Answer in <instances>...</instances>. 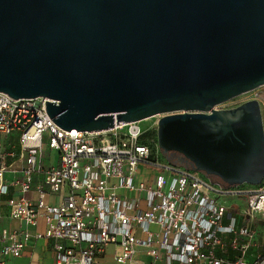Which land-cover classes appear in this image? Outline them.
Wrapping results in <instances>:
<instances>
[{"label": "water", "instance_id": "water-1", "mask_svg": "<svg viewBox=\"0 0 264 264\" xmlns=\"http://www.w3.org/2000/svg\"><path fill=\"white\" fill-rule=\"evenodd\" d=\"M261 86L264 0H0V92L68 131L161 115V154L221 189L264 178L258 101L217 108Z\"/></svg>", "mask_w": 264, "mask_h": 264}, {"label": "built area", "instance_id": "built-area-1", "mask_svg": "<svg viewBox=\"0 0 264 264\" xmlns=\"http://www.w3.org/2000/svg\"><path fill=\"white\" fill-rule=\"evenodd\" d=\"M256 89L243 102L256 99L263 122ZM45 101L52 100L0 92V135L17 136L23 163L9 215L25 225L0 229V264L19 257L31 237L50 243L51 264H264L254 228L264 219V178L221 189L204 173L168 162L141 120L68 131L52 121ZM47 150L57 154L55 164L44 165ZM4 171L1 165L0 194ZM46 194L59 200L46 203ZM39 219L43 229L31 231ZM109 246L120 252L108 254V263Z\"/></svg>", "mask_w": 264, "mask_h": 264}, {"label": "crops", "instance_id": "crops-1", "mask_svg": "<svg viewBox=\"0 0 264 264\" xmlns=\"http://www.w3.org/2000/svg\"><path fill=\"white\" fill-rule=\"evenodd\" d=\"M48 153V150L43 153L44 165L55 164L57 162V154L55 153L49 156ZM19 154L20 146L17 136L11 135L5 137L0 135V166H5L3 183L6 185L5 191L0 194V229L25 227L23 222L10 217V209L7 204V200L10 197L20 194L19 184L15 183V181L19 180L22 176L21 167L23 163L18 160ZM26 196L34 199L36 193L33 191L27 192ZM44 200L46 203L53 204L59 200V196L46 194ZM42 229V219H39V224L36 228H30L31 231ZM108 258L109 255L107 254L104 259L108 260ZM52 260L53 252L50 243L44 239H35L31 237L22 250L21 255L16 258L8 259L7 264H51Z\"/></svg>", "mask_w": 264, "mask_h": 264}, {"label": "rangeland", "instance_id": "rangeland-1", "mask_svg": "<svg viewBox=\"0 0 264 264\" xmlns=\"http://www.w3.org/2000/svg\"><path fill=\"white\" fill-rule=\"evenodd\" d=\"M256 92L259 93V97L261 98V100H264V86L257 88ZM252 96H254L253 92L252 93L251 92L245 93L243 95L241 94L235 98H232L226 102L221 103L220 105H218V108L225 109V108H231V107L237 106L240 103H242L244 99H246L248 97H252ZM160 116L161 115H154V116L148 117V118L140 121V126L142 128H147V127L149 128V133H150L152 138L156 137L157 120L159 119ZM263 122H264V107H263ZM52 154H55V152L49 151L48 155L51 156ZM116 194L119 196H123L124 190L117 189ZM254 228L256 230V234H255L256 235L255 236L256 241H255V243L259 245L264 241V219L263 218L262 219L256 218L254 220ZM115 250L117 253L120 252V249H116L112 246H109L106 250V254H110L111 252H113ZM251 250H253V249H251ZM42 257H43V254H42ZM137 258L142 260V261H145V262H148L150 260V258L146 255H140V256H137ZM108 263H109V258H108Z\"/></svg>", "mask_w": 264, "mask_h": 264}, {"label": "flooded vegetation", "instance_id": "flooded-vegetation-1", "mask_svg": "<svg viewBox=\"0 0 264 264\" xmlns=\"http://www.w3.org/2000/svg\"><path fill=\"white\" fill-rule=\"evenodd\" d=\"M180 154L179 153H173V154H171V155H169V160L168 159H166L168 162H170V163H172V164H175V165H179V166H183V167H185V165L186 164H188V163H186V162H182V163H180L179 162V160H180ZM176 162V163H175ZM185 168H187V167H185ZM192 169V168H191ZM212 179L213 180H218L216 177H212Z\"/></svg>", "mask_w": 264, "mask_h": 264}, {"label": "trees", "instance_id": "trees-1", "mask_svg": "<svg viewBox=\"0 0 264 264\" xmlns=\"http://www.w3.org/2000/svg\"><path fill=\"white\" fill-rule=\"evenodd\" d=\"M146 137H147L148 139H151V138H152L149 132L146 133ZM152 139H153V138H152Z\"/></svg>", "mask_w": 264, "mask_h": 264}]
</instances>
